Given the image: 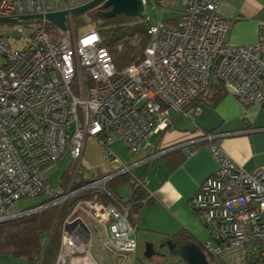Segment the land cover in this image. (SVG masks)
Wrapping results in <instances>:
<instances>
[{"label": "built area", "instance_id": "obj_1", "mask_svg": "<svg viewBox=\"0 0 264 264\" xmlns=\"http://www.w3.org/2000/svg\"><path fill=\"white\" fill-rule=\"evenodd\" d=\"M89 1L0 0V17L69 11ZM152 1V8L179 15L152 22L142 56L121 70L96 27L76 34L74 15L66 16L65 29L45 17L0 22V224L61 207L80 193H108L110 180L164 152L154 148L152 135L172 125V113L199 114L198 104L185 109L210 83L224 84L243 103H264V34L254 44H229L221 0ZM219 136L203 133L189 141L207 143L219 162L189 201L208 230L201 246L223 264H264V170L246 171L231 160L216 143ZM88 138L100 146L107 169L77 178L83 182L72 188ZM117 141L133 161L114 150ZM66 154L76 164L67 187L56 192L46 173ZM44 193L48 199L38 207L19 209L21 198ZM77 212L104 229L109 253L125 261L136 252L128 205L83 197L63 220L54 264H98L88 255L90 229Z\"/></svg>", "mask_w": 264, "mask_h": 264}, {"label": "crops", "instance_id": "obj_2", "mask_svg": "<svg viewBox=\"0 0 264 264\" xmlns=\"http://www.w3.org/2000/svg\"><path fill=\"white\" fill-rule=\"evenodd\" d=\"M218 13L229 23L226 37L229 44H254L261 34H264V0H221ZM215 90L216 94L209 93L200 99L198 105L201 110L196 116L172 113V125L152 135L150 139L155 149H163L164 152L152 160L135 166L132 173H128L131 178H142L146 181L145 188L150 201L140 211L135 237L140 226L146 235L150 236L146 237V242L153 243L161 252V255H156L157 257L168 258L166 252L160 248L165 241L170 242L174 255L172 237L178 232L190 233L193 237L192 242L200 246L209 239L208 230L191 209L189 201L205 179L218 170L219 162L207 143L194 144L189 142L191 139L198 138L203 133L219 134L216 143L231 160L246 171L264 170V103H243L227 91L224 84ZM218 93L220 95H217ZM210 96H213L214 100ZM174 146L176 148H171ZM112 147L126 162L134 160L135 157L130 155L119 141L114 142ZM69 158L71 159L70 156ZM80 160L87 168L98 169V174L104 173L107 169L100 146L91 138L86 140ZM70 161L73 162L72 159ZM57 164L46 173L47 181L51 179V174L58 171ZM77 172L76 177L83 178L79 168ZM70 178L71 175L64 186L61 176L60 187L66 188ZM118 188L122 189L121 194ZM117 193L123 200H127L131 196V189L127 184H119ZM98 226L102 229L103 243L106 233L100 225ZM89 233L91 247L93 233L91 230ZM138 249L137 240V250L127 257L126 260L130 259L127 263L149 264L155 257L145 259L143 254L142 257L139 256ZM104 251L112 261L120 258L107 250ZM88 255L101 264L90 248ZM11 258L9 255L0 256V264L23 263V261L22 263L13 261ZM126 260H122L121 264ZM209 263L223 264L216 259H212ZM176 264H185V262L178 261Z\"/></svg>", "mask_w": 264, "mask_h": 264}, {"label": "trees", "instance_id": "obj_3", "mask_svg": "<svg viewBox=\"0 0 264 264\" xmlns=\"http://www.w3.org/2000/svg\"><path fill=\"white\" fill-rule=\"evenodd\" d=\"M101 8L99 6L78 15L76 14L73 16V21L76 19L80 25H83L85 24L82 19L83 16H89V24L92 27H96L101 38V44L108 50L116 69L121 70L142 56L144 49L149 43L147 31L152 21L146 20V13L139 17L117 14L107 19L100 18L96 13ZM176 18L170 21H174ZM221 85L222 83L220 82L210 83L206 91L193 100L185 110L189 111L196 106L204 95L209 93L210 95L216 94L215 89L220 88ZM217 95L220 94L218 93ZM210 97L214 100L213 96ZM130 176V174H123L110 180L106 185L108 193L103 191L80 193V195L72 196L66 200L61 207L52 205L34 213L1 223L0 256L9 255L12 258H22L25 260V264H54L62 240L60 226L63 225V220L72 205L77 199L83 197L101 200L105 203H114L115 200H118L127 204L129 207V219L136 226L140 211L150 201V198L146 193V188L139 183V179L131 178ZM65 180L66 178L63 179V181ZM82 182L81 180L74 181L72 188ZM119 184H127L131 189V196L127 200H123L118 195L117 186ZM47 199L45 198L40 204ZM135 212L138 213L137 219L131 217L132 213ZM172 239L173 252L177 256L179 255L178 248L180 245L193 241L191 234L186 233V231L176 233ZM207 258L209 262L214 259L209 254H207ZM166 262L167 258L163 256L158 261H154L153 258L149 264H166Z\"/></svg>", "mask_w": 264, "mask_h": 264}, {"label": "rangeland", "instance_id": "obj_4", "mask_svg": "<svg viewBox=\"0 0 264 264\" xmlns=\"http://www.w3.org/2000/svg\"><path fill=\"white\" fill-rule=\"evenodd\" d=\"M153 6V1L152 0H146V5H145V13L148 14L151 18L152 22H164V21H170L174 18H176L179 15V11L178 10H172V9H163V8H152ZM78 15V14H77ZM75 16V15H74ZM84 23L83 25H80L78 21H74V26L76 29V34L77 35H81L84 31L88 30L90 27H92L89 24V16L84 15L83 18ZM13 26H18L17 23L12 24ZM14 35L17 34V32H13ZM71 159L69 158V155L66 154L65 156H63L61 158V160L58 162L57 164V169L58 171L54 172L53 174L50 175L49 179V183L51 184L52 187L55 188L56 192H60L63 191L65 189L60 187V183H59V179L62 176V178H66V180L64 181V186L67 183V181L69 180V176L71 175V171H73L74 167H75V161H70ZM79 172L83 174V178H90L93 177L95 175L98 174L99 170L98 169H93V168H87L85 166V163L83 161L80 160V165H79ZM64 176V177H63ZM72 178V177H71ZM70 178V180H71ZM78 177H74L71 180V184H73L74 181H77ZM122 189L124 188L123 186L121 187ZM118 188V192L120 193V190L122 189ZM121 194V193H120ZM46 198V194H41L38 196H30V197H23L21 198L17 204L19 209L21 210H25L29 207H38L40 205L41 202L44 201V199ZM81 214L85 220V222L88 224L89 229L92 231L93 233V238H92V244L90 247V250L92 251V254L94 255V257L97 259V261L101 262V264H121L122 262V258H117L115 261H112L111 259H109L106 251H104L105 249L102 247V241H103V235H102V229L96 224L94 223L91 219H89L84 213H80L77 212L76 215ZM131 217L133 219H137L138 217V213H132ZM62 230H63V225L60 226V232L62 234ZM136 237L139 243V249H138V254L139 256L142 257L143 254V250H144V244L146 243V237H150L147 236L146 233L141 229V227L139 226V230L136 233ZM169 241H165L163 242V245L160 246V248H162V250H164V252H166L167 255V262L166 264H176L178 261H182V263H184L183 259L180 256H175L172 254V250H171V245L169 244ZM104 250H103V249ZM101 251L103 253H101ZM174 257V258H173ZM154 261H158L160 259V257H153ZM13 261H16L18 263H23L25 264V260L22 258H11ZM130 259L126 260V262L124 264L127 263V261L129 262ZM22 263V264H23ZM129 264V263H127ZM137 264V263H135Z\"/></svg>", "mask_w": 264, "mask_h": 264}, {"label": "water", "instance_id": "obj_5", "mask_svg": "<svg viewBox=\"0 0 264 264\" xmlns=\"http://www.w3.org/2000/svg\"><path fill=\"white\" fill-rule=\"evenodd\" d=\"M99 6L106 10H98L96 15L100 18L105 19L114 17L117 14L139 17L145 13L143 0H91L81 6L72 8L69 11L65 10L59 12H51L45 15L34 14L21 17H0V22L45 17L54 25L65 29V20L67 15H76L87 10L97 8ZM178 254V256L183 259L185 264H210L201 246L194 242L180 245L178 248ZM156 255H161L158 247L153 243L146 242L144 244L143 257L145 259H151Z\"/></svg>", "mask_w": 264, "mask_h": 264}, {"label": "flooded vegetation", "instance_id": "obj_6", "mask_svg": "<svg viewBox=\"0 0 264 264\" xmlns=\"http://www.w3.org/2000/svg\"><path fill=\"white\" fill-rule=\"evenodd\" d=\"M99 10H106V9L101 8V9H99ZM172 247H173V246H172Z\"/></svg>", "mask_w": 264, "mask_h": 264}]
</instances>
